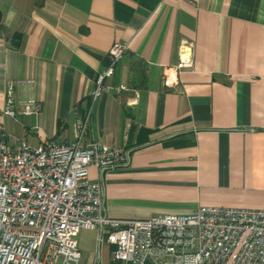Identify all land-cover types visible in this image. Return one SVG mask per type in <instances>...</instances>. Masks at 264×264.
<instances>
[{"label": "crops", "instance_id": "0c3cea01", "mask_svg": "<svg viewBox=\"0 0 264 264\" xmlns=\"http://www.w3.org/2000/svg\"><path fill=\"white\" fill-rule=\"evenodd\" d=\"M0 9V138L72 142L88 118L84 143L126 150L124 162L89 174L112 217L264 208V0H0ZM183 39L194 66L168 86ZM117 41L128 50L94 98ZM10 82L17 102L42 103L37 115L3 112Z\"/></svg>", "mask_w": 264, "mask_h": 264}, {"label": "built area", "instance_id": "2783aa9c", "mask_svg": "<svg viewBox=\"0 0 264 264\" xmlns=\"http://www.w3.org/2000/svg\"><path fill=\"white\" fill-rule=\"evenodd\" d=\"M127 50L126 43L112 45L94 98ZM193 66L194 44L183 39L179 60L166 68L164 83L175 87L178 73ZM14 91L10 82L5 114L41 111L37 98L17 102ZM77 126L78 139L72 142L45 139L33 145L20 140L13 147L2 133L0 264H80L82 229H101V238L105 235L112 245L113 259L123 264H264V208L202 205L188 213L148 218L109 216L103 185L90 180V170L124 162L126 150L100 141L84 143L88 118L78 120Z\"/></svg>", "mask_w": 264, "mask_h": 264}, {"label": "rangeland", "instance_id": "374dc122", "mask_svg": "<svg viewBox=\"0 0 264 264\" xmlns=\"http://www.w3.org/2000/svg\"><path fill=\"white\" fill-rule=\"evenodd\" d=\"M82 259L80 264H96L100 249V264H111L113 261L112 245L104 235L100 239L99 229H82L78 234Z\"/></svg>", "mask_w": 264, "mask_h": 264}, {"label": "trees", "instance_id": "16d2710c", "mask_svg": "<svg viewBox=\"0 0 264 264\" xmlns=\"http://www.w3.org/2000/svg\"><path fill=\"white\" fill-rule=\"evenodd\" d=\"M2 18V11H1V9H0V19ZM111 264H123L122 262H120V261H116V260H114L113 259V261L111 262Z\"/></svg>", "mask_w": 264, "mask_h": 264}, {"label": "water", "instance_id": "95a60500", "mask_svg": "<svg viewBox=\"0 0 264 264\" xmlns=\"http://www.w3.org/2000/svg\"><path fill=\"white\" fill-rule=\"evenodd\" d=\"M99 232H100V239H101L102 230L100 229ZM99 261H100V249L98 250V256H97V263L96 264H100Z\"/></svg>", "mask_w": 264, "mask_h": 264}]
</instances>
